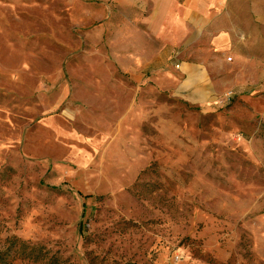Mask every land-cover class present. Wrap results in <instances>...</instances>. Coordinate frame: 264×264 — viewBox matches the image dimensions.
<instances>
[{"label":"rangeland","instance_id":"rangeland-1","mask_svg":"<svg viewBox=\"0 0 264 264\" xmlns=\"http://www.w3.org/2000/svg\"><path fill=\"white\" fill-rule=\"evenodd\" d=\"M79 11L0 0L2 260L264 264V111L242 94L211 113L165 99L158 129L125 122L106 43L121 30Z\"/></svg>","mask_w":264,"mask_h":264},{"label":"crops","instance_id":"crops-1","mask_svg":"<svg viewBox=\"0 0 264 264\" xmlns=\"http://www.w3.org/2000/svg\"><path fill=\"white\" fill-rule=\"evenodd\" d=\"M77 5L79 26L101 22L100 30H121L106 43L118 46L113 57L122 62L124 86L112 90L125 93V122L158 129L165 99L215 112L224 107L219 101L227 93L223 78L229 70L250 78L233 94L249 96L264 111V0H77Z\"/></svg>","mask_w":264,"mask_h":264},{"label":"built area","instance_id":"built-area-1","mask_svg":"<svg viewBox=\"0 0 264 264\" xmlns=\"http://www.w3.org/2000/svg\"><path fill=\"white\" fill-rule=\"evenodd\" d=\"M231 57H227L226 58V61L227 62H231ZM232 96H233V92H227L225 95H224V97L219 101L220 102V104H222V105H225L226 104V102H228L231 98H232Z\"/></svg>","mask_w":264,"mask_h":264},{"label":"trees","instance_id":"trees-1","mask_svg":"<svg viewBox=\"0 0 264 264\" xmlns=\"http://www.w3.org/2000/svg\"><path fill=\"white\" fill-rule=\"evenodd\" d=\"M6 258H9V256H6ZM0 264H9V262L7 260H2V258L0 256Z\"/></svg>","mask_w":264,"mask_h":264}]
</instances>
